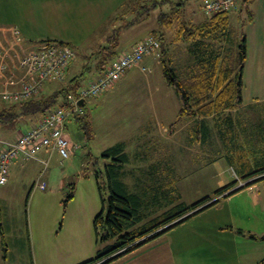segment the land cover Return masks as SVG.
<instances>
[{"label":"rangeland","instance_id":"1","mask_svg":"<svg viewBox=\"0 0 264 264\" xmlns=\"http://www.w3.org/2000/svg\"><path fill=\"white\" fill-rule=\"evenodd\" d=\"M60 1L63 2L0 0V22L18 26L26 23L29 28L35 27L34 34L43 35L42 39H61L74 48L76 57L65 81L47 84L45 88L51 85L54 89L80 73L83 74L81 84H84L97 71L85 68L95 67L97 61L91 55V48L89 50L86 47L95 39L80 38L83 29L89 26L86 25L87 20L95 22L97 18H103V26L97 29L102 31L114 20H117V28L131 19L141 20L148 16L144 15L146 12H142L143 14L136 17L143 9L141 5L137 6L138 0H64L62 5L58 4ZM163 1L165 0L156 7L154 13L146 17L143 25L121 32L118 51L126 47L128 41L155 27L159 11L172 12L177 3L184 1V4L187 0H169V4ZM202 2L203 0H188L184 9L183 4L180 6L178 16L182 20H198L201 16H188V13L193 10L198 12ZM230 15V37L236 43L241 34L232 13ZM4 16L17 17L6 20ZM21 16H37L40 22L35 26ZM162 29L165 30L167 45L171 42V66L183 78L186 75L185 65L189 62L184 43L174 40L176 26ZM95 42L96 45L100 43ZM149 69L141 72L142 80L136 82L126 77L114 89L94 98H87L86 108L81 106V111L67 114L64 125L66 135L73 145L72 150L65 159H61L59 155L48 158L44 173V177L52 182L63 179V188L53 194L35 186L28 194V179L17 176H10L6 184H0L4 237L3 242L0 240V264H79L95 256L98 246L94 239L92 213L96 214L101 209V196L94 179V170L103 169L107 162L101 157L102 150L120 142L124 145L128 160L119 168L118 177L127 191L136 193L144 202L150 204L146 212L143 210L147 217L158 215L171 207L174 203L169 199L170 196H178L180 201L188 204L205 197L211 198L209 202L218 199V202L173 227L175 232H182L180 237L190 239L186 242L188 246H184V251L186 256L194 260L193 264H198L195 259L200 261L201 245L205 243L194 242L201 239L200 228L215 230L221 227L225 231L217 234L220 240L224 239L223 250L213 246L205 257H213L214 260L209 262L204 258L205 264H235V257L231 253L234 250L254 251L257 256L255 260L260 259L259 256L264 257V179L244 185L253 178H243L245 175L241 172H255L264 167V102H241L232 111L238 116L233 120L239 132L237 136L232 133L234 139L232 135L226 134L230 126L219 125L211 118L205 119V130H202L197 121L181 118L172 127L177 132L169 136L162 130L171 127L175 116H151L150 112L141 108L146 105L142 104L144 101L140 98L150 95L166 96L170 105L173 99L176 101V109L179 107V99L172 87L164 81L161 64L156 65L154 61ZM13 72L16 73L15 70ZM65 100V96H59L57 104ZM29 118L35 119L37 116H23L12 125H5V128L0 129V136L9 133L10 137L14 132V125L17 129L28 127ZM223 122L226 123L224 119ZM220 131L230 139L225 144L221 141ZM250 141L254 142V148H251ZM41 167L37 171V177ZM230 183H234L231 189L239 188L229 196H224L228 191L216 196L217 189ZM71 191L73 196L67 199ZM103 195L106 197L107 189L103 191ZM89 205H93L95 210L86 218ZM232 226L237 234H244L242 229L250 231L247 232L250 239L238 237L240 244L232 248L226 243L234 235L230 233ZM173 228L170 230H174ZM172 237L174 239L176 235L173 233ZM81 251L87 252L79 255ZM133 251L135 249L126 254Z\"/></svg>","mask_w":264,"mask_h":264},{"label":"trees","instance_id":"2","mask_svg":"<svg viewBox=\"0 0 264 264\" xmlns=\"http://www.w3.org/2000/svg\"><path fill=\"white\" fill-rule=\"evenodd\" d=\"M159 2L161 3L162 0ZM183 2L180 1V3H177L173 7L172 12L160 11L157 16L160 29L176 26L174 40L184 41L186 44L190 62L185 65L186 75L183 78L179 77L176 69L171 66V59L169 57L170 45L169 42L167 45L162 33L159 34L156 30H152V34L150 33L140 39L143 40L148 36H153L159 41V47L153 54L158 55L162 66L164 81L168 86L172 87L179 99V108L175 116V121L170 126L173 127L181 118H190L191 120L197 121L201 125L202 130H205L207 128L205 119L211 118L219 125L224 124L228 127L230 126V128H227L226 134L232 135L234 133L237 136L239 132L237 130L238 128L234 126L233 120L234 118H238V116L232 111L242 102V70L246 59L245 34L242 33L240 40L236 43L232 41L230 37L231 29L229 28L230 16H228V10L215 12L199 23L182 20L181 16H178V11ZM146 4H141L142 6L140 7L143 9L138 12L136 17H139L142 12H146L144 15H147V11L154 7L153 5ZM146 17L148 16H144L142 19H146ZM141 20L131 19L127 24L115 28L107 37L105 43L91 53L92 57L97 58L95 67L86 66L85 68L89 70L93 68L101 73L111 60L122 53L130 52L133 46L140 40L136 41L128 51H118L117 46L120 30ZM44 42L49 43L55 41L44 40L41 44ZM56 43L69 46L59 41H56ZM69 47L72 48L71 46ZM72 49L76 57V52L74 48ZM75 57L72 61H74ZM69 66L67 67V71ZM82 76V73L73 76L64 84L54 89L50 85L44 88L45 90L39 95L26 101L14 103L0 101V124L11 125L18 118L29 115L37 116L39 120L55 105L70 109L71 105L68 96L78 95V90L84 86L81 84ZM65 78L60 82L65 81ZM52 83L59 82L53 81L49 84ZM59 96H65L67 100L57 104ZM93 97L95 96H90V98ZM87 98L78 102L80 107L83 106L86 108L84 103ZM223 119L226 123H222ZM38 120H35V123ZM240 131H246V129H240ZM219 135L224 144L230 140L224 136L222 131L219 132ZM232 136L234 139L235 136ZM249 144L251 148H254V145L250 142ZM101 157L107 160V162L104 163L103 169L97 168L94 170V179L101 196L102 207L93 217L92 221L95 243L98 249L94 257L79 264H107L161 236L202 209L218 202V199L209 202L211 198L205 197L188 204L180 201V198L174 195L169 198L174 203L171 207L165 209L158 215L147 217L145 210L150 204L144 202L136 193L127 191L123 182L118 177L119 168L128 160L123 143L120 142L105 148L101 152ZM242 169L244 168L242 167ZM241 172L245 175L243 178H253L244 185L251 184L259 179H264V167L257 169L255 172H244V170ZM233 187L234 183L225 184L217 189L215 194L218 196L228 191L224 196H229L234 190L239 188L231 189ZM106 189L107 195L105 197L103 191ZM72 196L73 193L71 191L67 199H71ZM3 238L0 208V240L2 242ZM4 250L6 249L4 248Z\"/></svg>","mask_w":264,"mask_h":264},{"label":"crops","instance_id":"3","mask_svg":"<svg viewBox=\"0 0 264 264\" xmlns=\"http://www.w3.org/2000/svg\"><path fill=\"white\" fill-rule=\"evenodd\" d=\"M159 1L160 0H138L137 5L138 4L143 5L144 3H147L146 5H153L154 7L147 11V15L150 16L152 13H154L156 7H159L160 4ZM163 2H165V4L170 3L169 0H165ZM63 3L64 0L63 2L62 1L58 2V4L60 5H62ZM185 3L182 6L183 9L185 7L184 6ZM227 10H228V16H231L230 13H232L233 15L232 17L234 18L237 24L240 34L242 33L245 34L246 59L242 70V103L256 104V103L264 102V0H239ZM159 13L160 11L158 12L157 16L159 15ZM56 15H58V13H56ZM210 15L211 14H206L203 11V2H202V4L200 5V10L198 12L193 10L188 13V16H201V17L198 20L193 19L194 21L190 20L189 22L199 23ZM157 16L155 19L156 21L155 27L149 28L145 34L136 37L131 41H128L126 44L124 43L126 47L122 48L121 51H128L136 41L150 34L151 32H149V30H156L159 34L162 33L164 36L165 30L159 28V22ZM4 17L6 18V20H12L13 17H17V16H4ZM21 17L24 20H26L28 23H33L35 26L38 24V22H40L38 21L37 16H21ZM146 19H142L141 21L135 22L131 25L122 28L120 30V34L121 32H124L128 29L137 28L138 26L143 25ZM116 21L117 20L111 21L107 26V28L102 31H99L97 29L103 26L104 24L103 18L102 19L97 18V21L95 20V22L99 24L98 26L91 19L86 21L87 23L86 25L89 26L83 29V34L81 35L80 38L82 39L93 38L95 39L94 41L100 42L98 45H96L97 43L96 42L94 43V41L88 43L86 47L89 48V50L91 48V53L96 51L101 45L105 43V40L107 39L108 35L111 32H113V30L115 29ZM31 27L32 28H29L26 23L22 26H18L11 23L0 22V56H2L0 62H4L9 70H15L18 73L19 68L17 63L19 62L20 58L27 52L38 48L39 45H41V42L44 41V39H42L44 38V36L38 35V33L34 34L33 30L35 29L33 28L35 27L33 26ZM95 30L97 31L95 32ZM23 32L26 34H24ZM28 37H30L31 39H29ZM34 38H41V39L34 40ZM46 40H51V39L50 37H47ZM54 41L55 42L59 41L63 44L68 45V43L61 41V39L59 40L54 39ZM177 42L184 43L185 52H186L185 54L188 55V59L190 62V56L188 54L185 42L184 41H177ZM170 43L171 42L169 41V45ZM154 61L156 65L160 63L157 54H153V53L146 54L138 65L128 69L123 74V76L115 83V85L112 86L110 89H114L117 83L119 81L121 82L126 77L127 78L129 77L131 80L136 82L142 80L140 78L141 72H144V70H150L149 68ZM72 63L70 64L69 69ZM68 71H66V74ZM99 73L100 72L98 71L93 72L92 76L88 77L83 85H85L89 80L94 79ZM168 92L171 93V91L169 90ZM140 99L144 101L142 104L146 105L145 107L141 106V108L146 109L148 113L150 112L152 114L151 116H156V117L176 116V113L179 108L178 107L176 109V101H174V99H173V103L170 105V100H168L166 96L159 95L155 97L153 95H150V96L142 97ZM84 104L86 106V101ZM29 120L30 121L27 124L28 127L26 128L22 127L20 129L19 128L17 129L14 125V132L10 137H9V133L6 134L5 136L4 134H2V136H0V144H3L4 142L14 141L17 138L19 132L25 131L28 128H30L33 125V123H35V120H38V117L35 119L29 118ZM4 126L5 125L0 124V129L2 127L5 128ZM162 132L166 133L169 136H173L175 135L177 130L176 129L173 130L172 127H168V128L165 127L163 128ZM250 143L254 144L253 141H250ZM54 155H59V154L51 146L40 148L34 154V156L29 158L19 155L12 161L10 165L8 178H10V176L11 177L17 176L19 178L28 179L26 181L27 185H30L28 192H31V190L34 189L36 186L35 183L37 182L38 179L36 174L38 169L42 165L40 169L42 172L41 179L45 181V183L47 182V185L43 190H48V192L50 191L49 193L54 194L58 190H60V188H63L64 185V181L61 178L58 181L52 182L51 180H48L46 177H44V173L46 172L48 161ZM30 160L34 162L32 161L30 162ZM7 182H5L4 184H6ZM52 186H54V188ZM36 188L39 187L36 186ZM101 207H102V202H101ZM94 210H95L94 206L89 205L88 210L85 213L86 218H88L89 213L94 212ZM99 211H97V213ZM92 214H94V216L96 215L95 212ZM233 228L234 226L231 227L230 233H234V235L231 236V240H227L226 242L229 243V245H231L232 248L237 247V245L240 244L238 242L239 240L238 237H242L245 240L250 239V237L247 235V232L250 231H248L247 229H242L244 234H237V232H235ZM173 229L174 230L165 232V234H162L161 236L141 245L140 247L136 248L135 251L123 255L122 257L116 259L115 261L109 264H193L194 260L190 258V256H186L185 255L186 251H184L185 249L184 246H188L186 245V242L189 241L190 239L180 237L182 235V232H175L176 229L175 228ZM224 232L225 231H223L221 227H217L215 230L214 229L206 230L204 228H200L201 239L199 241H194V242L196 244H200L203 241H205V243H202L201 245L202 252L200 254V257L201 256L202 257L200 258V261L195 259V263L205 264L206 261L204 260V258H207L209 262H212L214 260L213 257H205V254H207V251L212 250L213 246L219 247L221 250H223L224 239L220 240V238L217 237V234L220 233L223 234ZM93 233H94V229H93ZM173 233L176 235L174 239L172 237ZM209 235L211 236V238H205ZM94 239H95V234H94ZM208 240H212V241L210 242ZM86 252L87 251H81L79 255L83 253L86 254ZM231 253L232 256L235 257V262H236L235 264H264V257L259 256L260 259L255 260L257 256L254 253V251L244 250L242 252H239V250H234Z\"/></svg>","mask_w":264,"mask_h":264},{"label":"built area","instance_id":"4","mask_svg":"<svg viewBox=\"0 0 264 264\" xmlns=\"http://www.w3.org/2000/svg\"><path fill=\"white\" fill-rule=\"evenodd\" d=\"M237 1L239 0H204L203 11L213 14L227 10ZM158 47L159 41L153 36L138 41L130 52L118 55L96 78L82 86L77 96L69 95L70 109L55 106L33 126L19 132L14 141L0 144V184L7 182L10 165L19 155L29 158L40 148L51 146L61 158H67L73 147L65 132L67 114L81 111L78 104L80 100L107 91L125 70L138 64L144 55L153 53ZM74 57L75 53L69 46L44 42L20 58L18 73L0 62V101L14 103L36 97L47 84L60 82L65 78L67 67ZM41 178L42 172L35 185L44 189L46 183Z\"/></svg>","mask_w":264,"mask_h":264},{"label":"water","instance_id":"5","mask_svg":"<svg viewBox=\"0 0 264 264\" xmlns=\"http://www.w3.org/2000/svg\"><path fill=\"white\" fill-rule=\"evenodd\" d=\"M212 201H213V200H212ZM208 203H209V202H208ZM208 203H206V204H208ZM206 204H204V205H206ZM204 205H203V206H204Z\"/></svg>","mask_w":264,"mask_h":264}]
</instances>
